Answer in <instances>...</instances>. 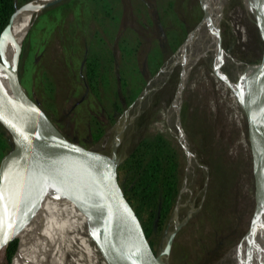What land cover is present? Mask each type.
Here are the masks:
<instances>
[{
    "label": "rangeland",
    "instance_id": "1",
    "mask_svg": "<svg viewBox=\"0 0 264 264\" xmlns=\"http://www.w3.org/2000/svg\"><path fill=\"white\" fill-rule=\"evenodd\" d=\"M31 1L13 3L17 10ZM202 16L200 0H62L34 15L17 65L23 91L59 133L105 159L118 164L139 138L154 133L178 145V195L170 214L147 237L165 264H230L224 257L244 241L255 214L244 117L234 93L243 66L216 65L210 55L198 58L176 112L169 109L180 67L168 63ZM219 43L240 64L260 59L264 43L240 0H227L224 6ZM122 46L131 50L130 59ZM109 52L127 71L126 79L139 77L138 93L120 112L111 111L112 86L99 87L96 96L80 76L85 58H104ZM175 120L185 146L175 136ZM94 121L101 128L96 139ZM6 145L0 149V164L12 150ZM42 199L46 209L52 207V190ZM29 219L25 206L15 234L19 245ZM76 229L77 242L58 246L60 264H109L90 230L77 223Z\"/></svg>",
    "mask_w": 264,
    "mask_h": 264
},
{
    "label": "water",
    "instance_id": "2",
    "mask_svg": "<svg viewBox=\"0 0 264 264\" xmlns=\"http://www.w3.org/2000/svg\"><path fill=\"white\" fill-rule=\"evenodd\" d=\"M60 1L43 4L37 12ZM28 4L20 8H26ZM252 7L264 43L260 0H255ZM15 11L14 7L0 35ZM22 41L12 68L2 64L0 59V66L16 96V102H13L0 89V126L9 136L15 152L0 198V254L16 239V229L22 222L35 179L39 173H45L78 203L90 227L99 234V241H93L109 264H165L163 258L152 251L134 210L123 195L116 177L117 162L63 137L23 91L17 76ZM240 65L243 66L237 80L240 88L237 92L232 89L244 117L255 206L260 202L264 205V136L259 130L264 116V46L257 63Z\"/></svg>",
    "mask_w": 264,
    "mask_h": 264
},
{
    "label": "bare ground",
    "instance_id": "3",
    "mask_svg": "<svg viewBox=\"0 0 264 264\" xmlns=\"http://www.w3.org/2000/svg\"><path fill=\"white\" fill-rule=\"evenodd\" d=\"M50 1L53 0H32L26 8H19L15 11L9 25L0 35L3 52L2 57L0 55L2 64L12 68L17 49L28 30L30 22L37 13V9ZM240 1L245 10L253 16L257 25L256 14L252 7L255 0ZM226 2L227 0H200L203 13L200 22L195 30L187 36L185 42L175 51L168 63L169 68L175 65L180 67L179 79L169 107L170 112H176L187 74L198 58H205L210 55L212 62L216 65L227 61L235 66H240L239 62L231 59L223 52L219 43V24ZM260 5L264 17V0H260ZM17 26L18 29L13 42L12 35ZM260 30L262 31L263 28H260ZM163 72H166V70ZM240 75L238 76L240 77ZM0 89L10 100L16 102V96L9 78L1 66ZM177 122L175 120L173 123L176 130L175 136L185 146L184 136L179 130ZM259 130L263 132L264 136V116L261 119ZM14 156L15 152L11 150L0 164V198ZM51 190L52 194L54 193V205L46 209L42 196L44 194H46V197L49 194L51 195ZM26 207L30 211L31 219L27 221L22 231L20 245L12 264H60L58 246L64 242V245L67 242H77L76 223L85 230H90L93 240L98 239L99 241V234L90 227L78 203L67 195L56 180L45 173H39L36 177ZM71 235L73 239H71ZM101 252L104 255L103 249H101ZM224 258L229 259L230 264H264V205L261 202L255 206L254 218L244 241L232 249Z\"/></svg>",
    "mask_w": 264,
    "mask_h": 264
},
{
    "label": "trees",
    "instance_id": "4",
    "mask_svg": "<svg viewBox=\"0 0 264 264\" xmlns=\"http://www.w3.org/2000/svg\"><path fill=\"white\" fill-rule=\"evenodd\" d=\"M13 11V0H0V33ZM21 49L24 50L23 42ZM121 51H129L128 55L123 56L130 59L131 50L122 46ZM124 59L122 57V60ZM126 74L127 71L119 68V64L109 52L104 58H85L80 76L83 84L96 96L99 87L112 86L111 111L120 112L131 104L140 89L137 84L139 77L135 80L126 79ZM94 126L96 128L93 138L96 139L101 133V128L96 121ZM6 143L8 147H12L9 136L4 130L0 131V149L5 148ZM180 160L178 145L166 136L154 133L139 138L116 166L118 184L126 201L134 210L146 238L154 232L155 225H160L167 218L173 208L180 189ZM18 245L16 240L8 244L0 255V264H12Z\"/></svg>",
    "mask_w": 264,
    "mask_h": 264
}]
</instances>
